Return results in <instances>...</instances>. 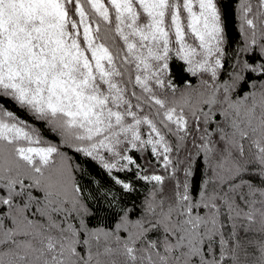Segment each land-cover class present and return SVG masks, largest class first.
<instances>
[{"label":"snow or ice","instance_id":"snow-or-ice-1","mask_svg":"<svg viewBox=\"0 0 264 264\" xmlns=\"http://www.w3.org/2000/svg\"><path fill=\"white\" fill-rule=\"evenodd\" d=\"M0 264H264V0H0Z\"/></svg>","mask_w":264,"mask_h":264},{"label":"trees","instance_id":"trees-1","mask_svg":"<svg viewBox=\"0 0 264 264\" xmlns=\"http://www.w3.org/2000/svg\"><path fill=\"white\" fill-rule=\"evenodd\" d=\"M231 34L233 35V37L235 36V32L234 31H232Z\"/></svg>","mask_w":264,"mask_h":264}]
</instances>
